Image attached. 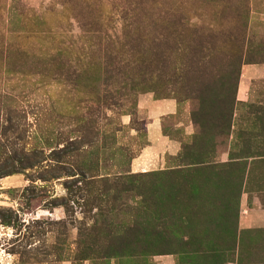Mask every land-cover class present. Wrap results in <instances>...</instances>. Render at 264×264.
I'll return each instance as SVG.
<instances>
[{
	"label": "rangeland",
	"instance_id": "374dc122",
	"mask_svg": "<svg viewBox=\"0 0 264 264\" xmlns=\"http://www.w3.org/2000/svg\"><path fill=\"white\" fill-rule=\"evenodd\" d=\"M165 1L138 7L140 0H0V129L15 123L21 130L1 139L44 153L38 168L0 179V264H228L238 257V238L235 251L226 249L238 233L241 192L235 180L224 178L236 168L216 162L229 145L238 152L237 138L261 132L264 79L252 82L247 97L238 96V82L231 136L211 139L206 167L196 172L184 166L198 157L184 146L167 169L131 171L144 145L136 111L140 95L188 102L192 113L197 101L190 93L217 89L236 70L219 56L175 70L184 53L178 56L183 26L176 23L178 31L167 32L169 49L144 32V47L159 45L154 59L162 61L140 65L135 28L142 24L137 14L125 12L147 14L156 9L151 4ZM201 1L199 26H233ZM247 5L243 46L264 66V0ZM174 41L178 52L170 50ZM160 172L167 173L159 178L164 188L149 176ZM127 173L148 177L124 188L120 178ZM129 227L140 229L135 235L145 237L149 249L104 258L101 242ZM251 234L259 239L240 242L239 263L264 264V236Z\"/></svg>",
	"mask_w": 264,
	"mask_h": 264
},
{
	"label": "trees",
	"instance_id": "16d2710c",
	"mask_svg": "<svg viewBox=\"0 0 264 264\" xmlns=\"http://www.w3.org/2000/svg\"><path fill=\"white\" fill-rule=\"evenodd\" d=\"M147 2L149 3V0H140L136 5L142 7L143 4ZM199 2L202 4L201 0H166L163 4H159L158 6H155V3L151 4V8L156 7L154 12L145 14L141 9L140 11L135 10L133 14H128L129 10L125 12L127 17L137 14L136 20L142 24L140 27L136 26L135 28V30L141 34L136 38V41H140L142 44V47L138 46L136 49L138 55L143 58V60L139 62L140 65L146 64V60H148L149 63L157 64L162 61H155L154 59L158 54L157 50L154 48L159 47V45H154V47H144V41L148 42L145 38L146 34H144V32L149 31V34L153 33V36L151 37L153 42L163 43V45L168 48L172 35L168 36L167 32H170L173 28L178 31V27L175 25H181L183 27H181L180 32L177 33L179 36L177 38H180V42L178 41L180 43L179 46L181 47L178 56H180L182 52L184 53L179 57V60L182 62H177V64H175V59V63H173L175 70L181 69L185 66V63L191 64L194 67L198 66L203 57L215 59L218 56L220 59L226 61L229 66L236 69L231 72L232 75L234 74L232 79L227 77L226 79L220 80L219 83L217 82L215 86L219 88L216 89L214 87L212 89L211 87H204L201 88V90H198L197 94H195L197 89L189 94L191 99L197 101V106L191 113V119L195 125L196 133L193 137L192 143L185 146V149L190 151L196 150L198 157L194 158V161L187 162L184 166L192 167L196 172L199 170V166L201 167L206 163L204 160L206 159V154L209 155L212 152V146L210 143L211 139L214 137L225 138L230 136L234 112L237 107L236 94L242 66L261 63L254 59V55L256 54L253 53L250 48H244L243 46L242 37L245 34L244 13L247 11V0H208V4H210L213 9L218 10L219 16L224 15L230 20L229 23L233 24L231 28H228L227 30L223 29V31H215L214 28H202L199 26L202 17V14L199 13ZM185 6H189L188 11ZM164 8L166 10H164ZM211 16L213 19L215 18L214 12ZM181 33L185 34L184 38L183 36L180 37ZM208 34L210 35L206 37ZM186 37H188L189 40H185V42L182 41L186 39ZM203 39L206 47H203L202 45L201 41ZM166 41L168 42V45L166 44ZM175 43L176 41H174L172 48L170 46V50L173 51L175 49L173 52H178L177 48L179 47L178 44L175 45ZM183 43L185 45L188 43L191 44L188 47H184L181 46V44L184 45ZM173 52L171 53L174 55L175 53ZM162 54H164V52ZM184 58L187 59V62H185ZM151 81L154 80L151 79ZM146 82H150V80ZM168 98L169 97L166 96L161 99ZM18 133L21 134L20 126L19 124L15 125V123L0 129V179L12 175L24 174L29 170H34L38 168L43 161L42 157L44 153L42 150H39L36 147L28 149L24 144L16 143L17 141L1 139L2 135L5 136ZM74 143L75 142L72 141L71 145H74ZM63 149L67 150L68 147H64ZM78 149L79 148H77V150ZM81 153H83V151ZM203 170L206 169L203 168ZM166 174L167 173L165 172H160L149 176L157 180L156 183L153 184L154 186L158 185L164 188V184L159 181V178L163 179ZM139 177H148V175H133L127 173V175L121 177L120 180L123 183L124 188L128 187L129 184H131L132 187V183L134 184L135 179ZM194 192H196V188L194 189ZM3 212L4 210L0 209L1 224L4 221L2 218ZM99 229L101 230V227ZM93 230H96V226ZM136 230L140 232L139 228ZM136 230H134L133 227L126 228L123 234L108 238L101 242V252L104 254V258H116L126 254H138L147 251L149 249L147 239L135 235ZM232 240L233 243L226 249L227 251H235L236 249V231L233 234Z\"/></svg>",
	"mask_w": 264,
	"mask_h": 264
},
{
	"label": "crops",
	"instance_id": "0c3cea01",
	"mask_svg": "<svg viewBox=\"0 0 264 264\" xmlns=\"http://www.w3.org/2000/svg\"><path fill=\"white\" fill-rule=\"evenodd\" d=\"M263 79L262 64L245 65L239 81L238 96L247 97L249 91L246 89H249L252 82ZM239 101L244 100L239 98ZM190 108L191 104L188 102L156 99L150 93L139 96L136 111L143 123L140 138L143 139L144 145L131 160L133 173L167 169L169 163L179 157L184 146L192 143L196 128L191 120ZM262 125L261 132L254 136L237 138L235 147L239 148L238 152L232 151L229 145L227 151L222 153L216 162L225 168H236L232 171L236 172L235 175L229 172L224 178L229 182L235 180L241 192L237 221L238 257L228 264H245V261L241 260L239 263V252L243 249L239 247L245 241L244 238L259 239L253 238L251 234L257 232H262L264 236V126ZM232 139L233 136L231 141Z\"/></svg>",
	"mask_w": 264,
	"mask_h": 264
}]
</instances>
